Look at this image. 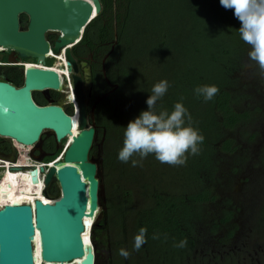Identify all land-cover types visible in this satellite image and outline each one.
Listing matches in <instances>:
<instances>
[{
    "label": "trees",
    "instance_id": "obj_1",
    "mask_svg": "<svg viewBox=\"0 0 264 264\" xmlns=\"http://www.w3.org/2000/svg\"><path fill=\"white\" fill-rule=\"evenodd\" d=\"M139 1L142 0H101L102 13L87 27L81 43L74 49L79 56L93 58L94 94L100 98L94 118L97 136L90 154L94 159L99 148L103 150L99 165L101 211L92 232L96 264H102L105 246L107 264H210L212 254L195 255L198 248L195 223L199 217L196 207L216 200L212 187H207L211 178L186 174V163L171 166L159 162L153 154L142 160L134 156L132 159L139 160L140 165L133 167L131 160L122 163L118 153L123 147L124 131L129 122L148 110L143 102L152 94L149 79L154 81V74H160L157 78L170 85L166 95L157 101L156 113H170L176 103H183L191 115V126L204 138L198 154H191L186 162L200 155L198 166L209 170L217 150L234 153V140L220 139L218 132L223 129L233 131L251 118L246 112L234 110L228 89L245 45L239 34L241 24L234 10L225 9L220 0H183L184 13L173 26L166 22V9L160 16L150 1L147 11L156 31L147 32L146 42L149 41L151 48L147 50L153 55L148 52L145 65L143 63L140 68L141 75L149 77L148 84L138 85L133 66L124 53L135 52L133 46L138 39L132 26L136 20L135 12L139 13ZM169 1V11L177 12L173 0ZM25 19L22 21L24 28L27 25ZM150 32L152 39H149ZM171 42L180 44L186 55L173 58L174 71L169 75L163 68V55ZM2 61L7 63L8 59ZM2 72L0 68V74ZM10 76L14 85L23 86L21 72H13ZM205 85L218 88L214 99L208 102L194 91ZM183 89L187 92L180 95ZM36 103L47 105L42 100ZM44 149L48 152L43 158L44 163L53 162L62 153L56 147L55 138L48 139ZM186 175L187 183L184 182ZM199 175L201 173L197 172L196 176ZM193 188L195 191L190 192ZM58 191L54 184L48 194L55 197ZM230 217L231 214H226L224 222ZM140 228L147 229V243L135 251L134 237ZM154 234H158L159 239H153ZM181 241L187 242L184 247L177 246ZM122 248L131 253L128 259L119 255Z\"/></svg>",
    "mask_w": 264,
    "mask_h": 264
},
{
    "label": "water",
    "instance_id": "obj_2",
    "mask_svg": "<svg viewBox=\"0 0 264 264\" xmlns=\"http://www.w3.org/2000/svg\"><path fill=\"white\" fill-rule=\"evenodd\" d=\"M102 10L101 0H68L67 4L65 0H0V49L10 53L8 62L17 64L12 58L17 56L45 65L51 54H64L70 73L74 72L73 89L80 107V131L75 135L72 114L61 105L40 106L34 99V94L62 93L64 87L56 71L25 67L22 87L0 80V142L7 140L35 150L46 134L57 144L72 137L59 160L40 168L44 195L53 203L36 200L34 205L15 203L0 209V264H36L37 236L44 264H96L95 246L86 249L84 235L95 224L89 219L95 222L101 211L99 163L90 156L97 129L87 119L84 81L72 50ZM23 16L27 17L25 28ZM49 34L59 37L51 43ZM15 156L13 151L10 158ZM43 158L36 157L40 162ZM38 172H31L33 179L38 178ZM53 184L59 189L55 197L48 194Z\"/></svg>",
    "mask_w": 264,
    "mask_h": 264
},
{
    "label": "rangeland",
    "instance_id": "obj_3",
    "mask_svg": "<svg viewBox=\"0 0 264 264\" xmlns=\"http://www.w3.org/2000/svg\"><path fill=\"white\" fill-rule=\"evenodd\" d=\"M150 1L153 2L156 13L160 14L162 10L166 9L164 14V16H166V22L173 26L179 23L185 9L183 0H173L174 6L177 9L174 10L177 11L175 13L169 11L171 7V2L169 0H142L138 2V4H140L138 9L139 13L137 11L135 12L136 20L132 26V31L138 39L133 46L135 52L133 51V54L124 53V56L130 60L133 66L134 76L139 80L137 81L138 85L140 83L141 85L148 84L147 79L149 77L146 76L144 78L140 73V68L141 65L146 62L147 53L149 52V54H152L151 51H148L151 46L148 40V43L146 42V39H148L147 32L156 31L151 25L149 13L147 11ZM160 16L162 15L160 14ZM146 36L147 38H145ZM152 38L153 33H151L149 39ZM250 51L251 46L245 43L244 49L241 51L238 60L239 62L236 65L237 71L232 76V81L228 85V89L232 94L231 105L234 110L237 112H246L251 118L247 122L240 124L233 131L223 129L218 132L220 139L227 138L234 140V153L226 154L217 150L211 160L209 170H203L198 166L199 162H201L200 155L192 157L190 162L187 161L185 164L186 174H190L197 178L203 175L211 178L207 183V187H212L216 200L212 203L196 207V211L199 213L200 218H198L195 223V238L198 240L201 247L196 249L195 255L201 256L200 254H206L208 251L205 250V244L207 246V243L209 244L211 242L210 239L213 237V255L214 257L216 256V259H214L210 254V258L213 257V264H242L236 259V257H239V253L236 249L239 247V244L245 241L247 236L250 237L252 233L257 239L250 244H254L256 248H264V73H261L258 64L250 59ZM2 52L4 51L0 53ZM185 55L186 51L180 44H173L171 42L163 55V68L166 69V74L170 75L172 74L171 72L174 71V65L171 63L173 58L175 56H177V58H182ZM51 63L52 61H49L48 66H50ZM30 64L44 67L38 62H30ZM54 67L61 69L58 63H56ZM9 74L13 75V72ZM158 76H160V74L153 75L155 78H153L154 81L149 79L151 89L156 83L162 81V78H157ZM108 85L111 84L108 83ZM133 87L135 88V86ZM114 89H117V87ZM186 92L187 91L183 89L182 93H179L181 95ZM35 96L36 98L41 97L40 94H34V98ZM68 97L64 98L59 96V99L64 105V108L73 115L74 112L68 100H71V97ZM144 99L146 98L144 97ZM146 101L147 100L143 102V106H148ZM77 128L80 130L79 125ZM51 138L54 137L50 134H46L42 143L37 146L36 149L43 148L46 141ZM65 142L66 141L60 144L56 143V147L64 151L66 147ZM11 146H13L12 142ZM102 154L103 150L100 147L99 153L94 157V160L97 161L99 165L101 164ZM10 155L12 156L13 152L10 153ZM44 155L45 154H40L38 157L43 158ZM188 156H191V154H187V157ZM197 172H200L201 175L196 176ZM184 177V182L187 183L188 175ZM186 190L189 192V189ZM194 191L195 188L190 189V192ZM230 213L232 219L229 223L225 224L224 220L226 214ZM96 220L97 218L95 221ZM92 232L93 228L91 229V227H89L86 235H88L90 245L87 246V249L92 247L93 244ZM231 232H233L234 235L230 237L232 241L229 248H224L223 242L221 245L218 244L222 240L225 241ZM249 246L248 244V248L252 247ZM106 247L107 246L104 248L101 260L102 264L108 263V250ZM229 251L231 252L229 253L230 255L228 254Z\"/></svg>",
    "mask_w": 264,
    "mask_h": 264
},
{
    "label": "clouds",
    "instance_id": "obj_4",
    "mask_svg": "<svg viewBox=\"0 0 264 264\" xmlns=\"http://www.w3.org/2000/svg\"><path fill=\"white\" fill-rule=\"evenodd\" d=\"M68 0H65L67 4ZM225 9L234 10L235 17L239 20L240 38L251 46L249 57L255 61L261 73H264V0H220ZM170 87L168 81L156 83L151 89L147 99L148 110L141 112L138 118L130 121L124 131L123 147L118 153L122 163L131 160L133 167L140 165V161L132 159L139 156L141 160L149 154L164 164L180 166L186 163L187 154L196 155L203 136L198 129L191 126V115L183 103H176L169 113L162 111L156 113L155 105L167 93ZM195 93L202 96L205 102L214 99L218 88L214 85L197 87ZM7 109H5V112ZM147 229L140 228L134 237V250L147 243ZM153 239H159L154 234ZM186 241H181L178 247H184ZM119 255L128 259L131 253L125 249L119 250Z\"/></svg>",
    "mask_w": 264,
    "mask_h": 264
},
{
    "label": "flooded vegetation",
    "instance_id": "obj_5",
    "mask_svg": "<svg viewBox=\"0 0 264 264\" xmlns=\"http://www.w3.org/2000/svg\"><path fill=\"white\" fill-rule=\"evenodd\" d=\"M23 18L24 19L26 18L25 20L27 22V17H25V16L21 17V22L23 21ZM58 37H59V35H57V34H49L48 40L51 43H54ZM9 56H10L9 53H5V52L0 53V61L3 62L2 59H4V58L8 59ZM72 56L75 59L77 66L79 68V74L78 75L84 81L83 89H84V93L86 95L85 108H86V114H87L88 122H90V125H95V127L97 128V126L94 122V118H95V109H96V107L100 101V98L94 94L93 58L91 56H79L76 54V52L74 50H72ZM12 58L18 62L17 65H14V66L6 65V66L0 67L1 69H3L2 74H0V80L7 81L11 84H13V83L10 79V77H11L9 74L10 72H15V73L21 72L23 74V70L25 68V65H30V66H35V67L37 66V65L30 64V62H36L37 63V61H35V60H23V59H19V58L17 59L16 56H13ZM49 61H52L51 66L56 65V63L62 64L61 62L57 61V59L50 58V59L46 60L47 65H48ZM25 62H27V63L24 64ZM7 63H9V62H7ZM62 69H64V66ZM73 76H74V72L71 73V77H73ZM23 81H24V77H23ZM40 95H41L40 98H36V96H35V98H34L35 102H37V100H42V101H46L47 105L48 104L61 105L63 108H64V105L61 103L59 96L64 97V98L68 97V94L66 92L65 93L47 92V93H40ZM68 100L71 102L72 99L71 100L68 99ZM92 101H93V103H92V106L90 107ZM64 110L67 112V114L70 115V112L66 108H64ZM78 111H79V108L77 110V114H78ZM12 152H13V146H11V143H9L8 141L0 142V157L9 158V157H11L10 153H12ZM40 154H45V155L48 154L47 150L44 149V146H43V148L36 149L33 152V155L35 157H38ZM50 187H52V185ZM50 187H49V189H50ZM231 217H230L229 221L225 222V224H227L231 221V219H232ZM198 218H200V215ZM233 235H234V233L231 232L225 241L222 240L218 244L221 245L223 242L224 248H229V245H231V241H232V239L230 237H232ZM256 239L257 238L252 233L250 235V237L247 236V238L245 240L246 243H245V241H243L239 244V247H237L236 251L239 253V257H236V259L239 262H241L242 264H264V248L263 249L262 248H256L254 246V244H250L252 241H256ZM210 241L211 242L209 244L207 243V246L205 244V247H206L205 250H207L208 252L205 251L206 254H200L201 256H207L208 254H212V256L214 257V255H213V253H214L213 249L214 248L212 247L213 237L210 239ZM248 244L250 245L249 247H251V246L252 247L248 248L247 247ZM197 247H201L198 240H197ZM229 253H231V252L229 251L228 254ZM236 255H237V253H236ZM213 257L209 258L208 262L210 264H213ZM214 259H216V256L214 257Z\"/></svg>",
    "mask_w": 264,
    "mask_h": 264
},
{
    "label": "bare ground",
    "instance_id": "obj_6",
    "mask_svg": "<svg viewBox=\"0 0 264 264\" xmlns=\"http://www.w3.org/2000/svg\"><path fill=\"white\" fill-rule=\"evenodd\" d=\"M79 39L80 38H77L76 42H78ZM0 51H3V49H0ZM51 56H52V58H55V59H57V61L64 64L63 70H62V68L57 69L58 67H54L51 70L56 71L59 75L64 73L66 75H69V77L71 78V73H70V71H68L69 70V68H68L69 63H68V60L66 59V57L64 56V54H62L61 56H56L54 54H51ZM25 67L26 68L44 69L41 66L35 67V66L25 65ZM65 92H66L65 90H62V93H65ZM67 94H68V96L71 97V99H72L71 102L74 104L75 113L72 115V118L75 121V129L73 130V133L75 135H77L80 131L77 128L79 125V112L80 111H78V114H77V110H78V108L80 110V107H79L78 101H76L77 99L75 97L74 89L70 88V90H68ZM65 141H66L65 142L66 147H65L64 151H62L63 154H64L66 148L68 147L69 143L72 141V137H68ZM15 145H16L17 149L20 150V152L22 153V156L24 158H26L27 151H29L30 148L23 147L22 145H20L18 143H16ZM60 160H62V159H60ZM39 174H41V178L38 177L37 179H33V180H29V178L27 179L26 177L24 179V178H19V177L16 178L14 176L8 175L7 178L4 181H2V183H1L2 187L0 189V203L2 205L15 204V203H17V204L30 203V204L34 205L36 200H40L43 203H52V201L49 200L48 198H46L44 195L45 184L43 183L42 173L38 172V175ZM20 186L22 188H18ZM89 221L91 224L94 222L93 219H89ZM86 234H87V230H86V233L84 235V240H85L86 249H87V246L90 245V241H89L88 235H86ZM35 248H36V264H44L42 261V258H41V248L39 245V237L38 236L36 239Z\"/></svg>",
    "mask_w": 264,
    "mask_h": 264
},
{
    "label": "built area",
    "instance_id": "obj_7",
    "mask_svg": "<svg viewBox=\"0 0 264 264\" xmlns=\"http://www.w3.org/2000/svg\"><path fill=\"white\" fill-rule=\"evenodd\" d=\"M50 58H52V56H48L47 59H50ZM6 65L14 66L17 64L3 63L0 61V67L6 66ZM59 65L61 68H63V66H64V64H59ZM43 66H44L43 67L44 69H52V68H54L55 65L50 67L47 64H45ZM60 76H61V80H62L64 90L68 93V90H70V88L73 89L72 77L70 78L69 75H66L64 73H62ZM70 104H71L73 112H74L75 111L74 110V104L72 102H70ZM12 144H13V151L16 154L15 159L12 160V158H10V157L9 158L0 157V189L2 187V185H1L2 181H4L8 175L14 176L16 178L19 177V178H24V179L26 177L27 179L29 178V180H33V176L31 175V172H33L34 170H38L40 172L41 167H44V168L49 167L55 161L59 160V158L62 157V155H63V153L60 154L59 158H57L55 161H53L51 163H44V162L38 161L36 159V157L33 155V152H34L33 147H28V148H30V150L27 151V156H26V158H24L22 156V153L20 152V150L17 149V147L15 145L16 143L13 142ZM38 177L41 178V174H39ZM42 177H43V183L45 184L44 174H42ZM18 188H22V187L20 186ZM45 189H46V186H45ZM52 203H53V201H52ZM25 204L32 205L30 203H22L21 205H25ZM5 205H2L0 203V209L3 208Z\"/></svg>",
    "mask_w": 264,
    "mask_h": 264
}]
</instances>
